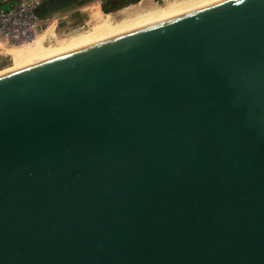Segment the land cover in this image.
I'll list each match as a JSON object with an SVG mask.
<instances>
[{"label": "water", "instance_id": "water-1", "mask_svg": "<svg viewBox=\"0 0 264 264\" xmlns=\"http://www.w3.org/2000/svg\"><path fill=\"white\" fill-rule=\"evenodd\" d=\"M0 264H264V0L0 74Z\"/></svg>", "mask_w": 264, "mask_h": 264}, {"label": "built area", "instance_id": "built-area-1", "mask_svg": "<svg viewBox=\"0 0 264 264\" xmlns=\"http://www.w3.org/2000/svg\"><path fill=\"white\" fill-rule=\"evenodd\" d=\"M48 1L50 0H0V43L11 48L29 44L48 34L52 25L53 34L63 35L69 29V22L66 21L76 14L89 15L88 21L80 22L83 28L87 24L92 26L96 12L107 16L114 15L118 10L108 9L112 0H75L68 9L66 7L44 17L39 16L38 9ZM59 25L63 26V31L59 30Z\"/></svg>", "mask_w": 264, "mask_h": 264}, {"label": "bare ground", "instance_id": "bare-ground-1", "mask_svg": "<svg viewBox=\"0 0 264 264\" xmlns=\"http://www.w3.org/2000/svg\"><path fill=\"white\" fill-rule=\"evenodd\" d=\"M219 1L223 0H174L168 2L166 5L156 7L154 11L141 13L136 12L137 15L133 16L131 14L130 17H127L128 19H122L123 21L120 23H110L108 21L110 15L103 16L101 13L96 12L92 20V28L90 29V31L86 34L79 35L78 37L75 36L76 38H71V40L64 42L63 47L60 46L61 49L60 47H57L58 49L45 48L42 43V40H38L40 38L23 46L9 48L6 53L15 65L9 70H7L6 68V71L3 70L2 72H0V74L9 72L24 65L39 61L41 59L59 54L61 52L82 46L84 44L93 42L95 40L109 36L112 33L126 31L135 26H140L142 24L163 18L167 15L179 13L181 11H185L191 8L209 5ZM51 27L52 26H50V28ZM49 30L51 31V29ZM50 31H48L49 34Z\"/></svg>", "mask_w": 264, "mask_h": 264}, {"label": "rangeland", "instance_id": "rangeland-1", "mask_svg": "<svg viewBox=\"0 0 264 264\" xmlns=\"http://www.w3.org/2000/svg\"><path fill=\"white\" fill-rule=\"evenodd\" d=\"M174 1V0H171ZM170 0H133L124 6H121L117 12L114 15H110L108 18V21L110 23H120L123 20L128 19L127 17L133 15H137L136 12L141 13V12H149V11H154L156 7L166 5L168 2H171ZM70 8L67 7L66 9ZM87 11V10H86ZM134 12V14H133ZM136 13V14H135ZM123 19V20H122ZM89 20V15L84 13V14H76L75 16L69 18L66 22H69V29L65 32L63 35H57L53 34L52 27L50 28V34L43 35L40 37L38 40H42V43L45 48L47 49H56L57 47L59 48L60 46L63 47V43L66 41L71 40V38H76L79 35L86 34L90 31L92 26L87 24L88 26L81 27L80 22L81 21H88ZM57 23V22H56ZM56 25V24H55ZM61 27L59 30L63 31L64 28L62 25H59ZM76 36V37H75ZM51 39V40H50ZM49 40V41H48ZM60 47V49H61ZM11 47H6L5 45L0 43V72L3 70L6 71L14 67V62L10 59V57L7 55V50ZM57 48V49H58ZM12 66V67H11Z\"/></svg>", "mask_w": 264, "mask_h": 264}, {"label": "trees", "instance_id": "trees-1", "mask_svg": "<svg viewBox=\"0 0 264 264\" xmlns=\"http://www.w3.org/2000/svg\"><path fill=\"white\" fill-rule=\"evenodd\" d=\"M133 0H112L109 5L108 9L110 8H118L121 6H124L125 4L131 2ZM75 0H50L44 5H42L37 13L39 16L44 17L49 13H52L53 11L64 9L68 6H70L72 3H74Z\"/></svg>", "mask_w": 264, "mask_h": 264}, {"label": "flooded vegetation", "instance_id": "flooded-vegetation-1", "mask_svg": "<svg viewBox=\"0 0 264 264\" xmlns=\"http://www.w3.org/2000/svg\"><path fill=\"white\" fill-rule=\"evenodd\" d=\"M120 7H118V9H119Z\"/></svg>", "mask_w": 264, "mask_h": 264}]
</instances>
